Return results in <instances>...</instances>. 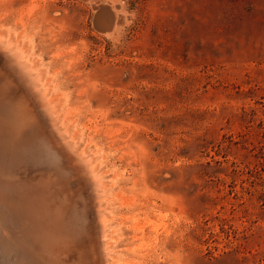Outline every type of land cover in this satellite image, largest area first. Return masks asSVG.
Segmentation results:
<instances>
[{"label": "rangeland", "instance_id": "rangeland-1", "mask_svg": "<svg viewBox=\"0 0 264 264\" xmlns=\"http://www.w3.org/2000/svg\"><path fill=\"white\" fill-rule=\"evenodd\" d=\"M0 55L98 264H264V0H0Z\"/></svg>", "mask_w": 264, "mask_h": 264}, {"label": "bare ground", "instance_id": "bare-ground-1", "mask_svg": "<svg viewBox=\"0 0 264 264\" xmlns=\"http://www.w3.org/2000/svg\"><path fill=\"white\" fill-rule=\"evenodd\" d=\"M5 82L0 81V225L5 229L0 227V264H98L85 196L67 178L65 168L72 164L65 167L25 97L9 94L12 85Z\"/></svg>", "mask_w": 264, "mask_h": 264}, {"label": "water", "instance_id": "water-1", "mask_svg": "<svg viewBox=\"0 0 264 264\" xmlns=\"http://www.w3.org/2000/svg\"><path fill=\"white\" fill-rule=\"evenodd\" d=\"M32 175V174H31Z\"/></svg>", "mask_w": 264, "mask_h": 264}]
</instances>
